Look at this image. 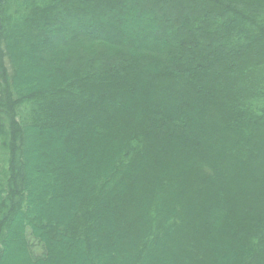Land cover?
<instances>
[{
  "label": "trees",
  "instance_id": "1",
  "mask_svg": "<svg viewBox=\"0 0 264 264\" xmlns=\"http://www.w3.org/2000/svg\"><path fill=\"white\" fill-rule=\"evenodd\" d=\"M85 1L0 0V264H264V0Z\"/></svg>",
  "mask_w": 264,
  "mask_h": 264
},
{
  "label": "rangeland",
  "instance_id": "2",
  "mask_svg": "<svg viewBox=\"0 0 264 264\" xmlns=\"http://www.w3.org/2000/svg\"><path fill=\"white\" fill-rule=\"evenodd\" d=\"M116 1V2H114ZM121 1H125V0H97L96 2L91 0V1H85V5L86 6H92V7H97V8H100L101 11H111V3H113L114 5H117L119 4ZM89 2V3H88ZM91 2V3H90ZM113 5V6H114ZM144 7H146L147 10H145L144 12L142 13H151L152 14V10L155 8V4H154V0H145L144 3L142 4ZM110 7V8H109ZM132 10H129V13H133L132 15H128L126 18H124V20L126 19V21L123 23V25H119V24H116V26H118L119 28H121V30L125 31V34H130L132 31H134V29H140L143 33H149L150 35L153 36L154 40L155 41H160V40H163L165 38V32L166 30L163 27L162 25V22L160 23V21H157V20H149L151 19V17L149 16H144L145 18L141 19L140 22H137L136 20H134L133 16H134V6H132ZM168 8V11L169 14H174V12H177L178 10H183L184 9V5L182 3V1L180 0H175L172 2V4L169 6H167ZM130 9V8H129ZM192 14H195L196 13V10L195 11H191ZM141 13V11H140ZM147 13V14H148ZM123 16V15H122ZM129 17L131 19H129ZM133 20V22H132ZM60 22H63V20H60ZM129 22H132V23H129ZM76 24H78L79 26L83 27L84 25L81 24L78 20H76ZM107 27H104V29L106 30ZM68 29V28H66ZM110 28H107V30L109 31ZM110 32V31H109ZM52 35L56 38H66L67 36V33L66 34H59L55 31H52ZM200 38H196L195 40L191 41V45H185L182 49L183 50H187V51H191V53H195L194 50V45H195V42L198 41ZM208 40V39H207ZM192 56V55H191ZM194 60H198V58L196 56L193 57ZM224 64H222L219 68L215 69V70H212V73L213 72H219L221 71V69L223 68ZM6 72V75L9 74L8 71H5ZM6 81L8 82L9 84V76L7 77L6 76ZM225 82V81H224ZM161 84L160 82H154V85H159ZM223 83H219L215 89H220L221 88V85ZM7 87H0L1 90L5 89ZM217 92V91H216ZM91 95L93 96H97V93L93 92L91 93ZM203 105H201L200 107L203 109L202 107ZM214 109V112H215V108ZM213 109L210 110V111H207L208 114L211 116L209 120H206V124L208 127H213V126H216L217 123L215 122V119H214V112H213ZM217 109L216 108V112H215V115L217 114ZM201 111V110H200ZM205 112V110H204ZM206 113V112H205ZM3 112H2V116H3ZM3 124H7V122L4 120L2 121V118H0V129L3 130ZM192 138L185 144V148L187 150L186 153H190V152H193V151H196L198 150L201 146L203 145H206L208 143H210L211 141L208 139V138H204L203 137V134L201 132L199 133H196L195 135L191 136ZM0 186L4 185L6 183V180L4 178V174L7 172V166L10 165L9 161L11 160V158H9L10 156H8V149L5 147V145L2 144V142H4L6 140V137L3 135L1 138H0ZM211 139V138H210ZM264 141V140H263ZM264 148L263 150L261 151V154L259 155V162H262L264 160ZM195 160V159H194ZM196 161V160H195ZM197 163V162H196ZM192 168V173H191V181H195L197 179V176L199 175L197 172H202L203 173V170L201 168H194V163H193V166L191 167ZM246 168L248 169L249 171V174H252L253 171H251V169H253V166H251L250 164L246 166ZM206 170V169H205ZM251 171V172H250ZM257 175V174H256ZM253 176L251 177V180H254V178L256 177ZM245 176H242L241 177V180L239 181V184L237 183V186H245L246 188L244 189H241L239 191V195H241L243 198L244 197H247V198H250V199H254L255 196H256V191L258 189V187H260L259 185H257L256 180L250 182L249 184H246L242 181H244ZM232 196V192H229V194L226 195V199H230ZM15 199L13 198V201ZM12 200L9 202V203H4V205H2L0 207V211H2L0 213V216L3 212H5V210L11 205V203L13 202ZM0 203H3V200H0ZM9 205V206H8ZM8 206V207H7ZM255 205L252 206L253 209H255ZM4 210V211H3ZM261 211L264 212V208L261 209ZM17 246H14V249L16 248ZM14 258V257H12Z\"/></svg>",
  "mask_w": 264,
  "mask_h": 264
}]
</instances>
